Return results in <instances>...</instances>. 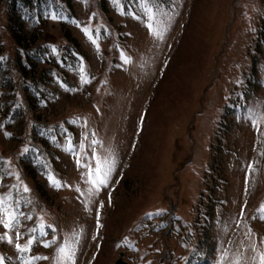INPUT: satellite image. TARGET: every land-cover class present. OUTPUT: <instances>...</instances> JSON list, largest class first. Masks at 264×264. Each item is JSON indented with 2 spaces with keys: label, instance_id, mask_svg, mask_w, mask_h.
<instances>
[{
  "label": "rangeland",
  "instance_id": "obj_1",
  "mask_svg": "<svg viewBox=\"0 0 264 264\" xmlns=\"http://www.w3.org/2000/svg\"><path fill=\"white\" fill-rule=\"evenodd\" d=\"M0 86V192L24 222L5 264H61L65 245L75 264H260L264 0H0ZM69 138L114 162L91 199Z\"/></svg>",
  "mask_w": 264,
  "mask_h": 264
},
{
  "label": "snow or ice",
  "instance_id": "obj_2",
  "mask_svg": "<svg viewBox=\"0 0 264 264\" xmlns=\"http://www.w3.org/2000/svg\"><path fill=\"white\" fill-rule=\"evenodd\" d=\"M119 0H113V4L114 5H118ZM120 13L122 15H130L132 16L134 19H143V17H140L139 15H137L135 12H125L123 9H119ZM147 20L150 21L146 24V26L149 29L150 34L156 36L158 39H162L163 38V33L161 30H159L158 28L154 27V23H152L151 21H154V16L151 15V9L148 7H145L143 9ZM79 26V25H78ZM85 32V35L88 36V38L90 39V41L93 44H96V39L93 38L92 33L90 32V30L87 27H84L82 29ZM98 47V45H97ZM122 59L124 61V63H128L129 60L127 57H123L122 55ZM81 73L84 72L83 66H81L80 68ZM81 81L83 83H88L89 81L85 78V76H81ZM84 139H87V137L85 136ZM69 147L66 148V151H68L70 154H72L73 156H76V164L78 168H86L87 171L84 172L82 174V177L85 179V183L89 185V187L87 188V195L89 197V199H91L92 196L97 195L100 190L103 187H106L108 185L109 179H110V175L114 166V162L113 161H109L107 158L105 159H100L98 157H96L95 153L93 152V159H96V164L95 167L93 168L91 163H81V160L79 158L78 153L73 149V147L71 146V140L69 138ZM93 144L98 143L97 141H92ZM81 150L84 148L83 143H81L80 145ZM249 167L251 168V165H249ZM49 182L52 186L54 187H61L63 185H61V183L59 181H57L53 176L49 175ZM24 192L29 191L28 187L25 186L23 188ZM77 192H80V188L77 187L76 188ZM81 195H84V193H81ZM101 207H103V204L101 203L100 205ZM260 212L259 215V219L264 220V206H261V208L258 210ZM19 215H21V213H18V211H16L14 208L13 209H9L8 207H6L5 205V201L3 198H0V225H2L5 229V233L4 235L0 236V240H6L7 243L12 244L13 243V236H10L8 233L10 230L13 229H17L19 227ZM29 219L31 217H28ZM43 227V226H41ZM35 231V230H33ZM15 239H20L21 234L19 233V231H16L14 233ZM35 240V237H32L31 239L28 240L27 245L25 246H21L20 244H16L15 247L17 249L18 252H26L29 250V245H31ZM55 241H47L44 242V247H50L52 243H54ZM58 252L60 254L61 257V264H64V261L70 262V264H75V252L73 249L69 248L67 245L65 246H61L58 249ZM259 261L260 264H264V253H259ZM35 259H47V257H36ZM0 264H5V258L4 257H0ZM21 264H31V261L28 260H22Z\"/></svg>",
  "mask_w": 264,
  "mask_h": 264
},
{
  "label": "water",
  "instance_id": "obj_3",
  "mask_svg": "<svg viewBox=\"0 0 264 264\" xmlns=\"http://www.w3.org/2000/svg\"><path fill=\"white\" fill-rule=\"evenodd\" d=\"M123 256L124 251H120L119 257L115 260V264H130Z\"/></svg>",
  "mask_w": 264,
  "mask_h": 264
},
{
  "label": "trees",
  "instance_id": "obj_4",
  "mask_svg": "<svg viewBox=\"0 0 264 264\" xmlns=\"http://www.w3.org/2000/svg\"><path fill=\"white\" fill-rule=\"evenodd\" d=\"M225 27V26H224ZM226 28V27H225ZM224 39H225V37H224ZM224 39H223V41H224Z\"/></svg>",
  "mask_w": 264,
  "mask_h": 264
}]
</instances>
